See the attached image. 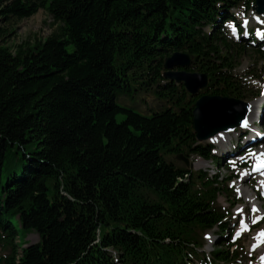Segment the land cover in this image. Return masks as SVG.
I'll use <instances>...</instances> for the list:
<instances>
[{
	"label": "trees",
	"instance_id": "obj_1",
	"mask_svg": "<svg viewBox=\"0 0 264 264\" xmlns=\"http://www.w3.org/2000/svg\"><path fill=\"white\" fill-rule=\"evenodd\" d=\"M254 2L0 0V264L236 262L222 174L170 159L221 162L196 140L198 97L164 77V62L187 53L175 69L206 74L201 94L243 99L237 59L264 57L263 45L233 40L225 23L241 33L232 10ZM39 9L56 29L8 45Z\"/></svg>",
	"mask_w": 264,
	"mask_h": 264
},
{
	"label": "rangeland",
	"instance_id": "obj_2",
	"mask_svg": "<svg viewBox=\"0 0 264 264\" xmlns=\"http://www.w3.org/2000/svg\"><path fill=\"white\" fill-rule=\"evenodd\" d=\"M255 7L252 5L249 11L245 12V18L249 20V27H253L258 29V25L256 24V19L259 18L264 22V14H258L254 10ZM235 12V16L240 22L242 13ZM253 13V17L251 14ZM255 13V14H254ZM252 18V19H251ZM233 22H227L225 27L230 36L234 37V27H230ZM57 27V24L52 22V17L44 10L39 9L35 14L31 15L28 18L21 19L16 21L14 24V32L13 35L9 37L7 40L8 45H18L20 43H32L38 39H43L48 36L52 31H54ZM236 36V34H235ZM245 43V42H243ZM237 66L235 68V74L239 76L242 80V84L245 85L246 91L243 95V101L254 103L257 95L263 92L264 90V57L259 56L258 53L252 51L250 48H246L240 54V57L237 59ZM152 98V97H150ZM121 104H127L121 102ZM130 105L134 110L139 113L146 114L143 110L138 107H135L134 104ZM149 114V113H148ZM118 119H121L122 116H118ZM253 117L251 118L252 122ZM240 131H236L232 133L230 136L226 138L225 143L223 144V149L218 151L216 149L217 154H221L222 160L219 167H214V171L218 172V170L223 173L221 177L222 182H224L226 188L224 193L218 197V204L224 210V212H230L232 214L231 227L233 231H239L236 233V239L232 241L237 242L236 248L238 249L239 258L236 262L231 264H264V243H260L255 237H257L258 233L262 229H264V196L262 191L255 187V183L251 180H245L239 174V165L238 161L243 158V155L238 156L237 153L229 152L228 150H234L233 148H229V139L232 137L233 142H235V137L239 134ZM243 149V147L241 148ZM224 151V152H223ZM224 153V155L222 154ZM230 154L236 155L235 157H231ZM180 155L181 157L177 156ZM176 156L170 157L171 160H174L178 163L186 164L187 167L193 168V170H207L208 163L204 162L200 165L197 164L198 161H202L200 159L194 158V155L184 156L182 154H178ZM238 157V158H237ZM244 159V158H243ZM237 171L238 175L232 181H229L226 177L229 175H233ZM210 174H213L212 171H209ZM229 181V182H228ZM242 185L244 187H248L251 191L255 193L256 200H258L261 205V210H253L252 204L244 199L242 195H240L237 191L238 185ZM252 206H250V205ZM243 211H238V210ZM256 209V207H255ZM243 221V223H241ZM255 221V222H254ZM207 235V236H206ZM213 233L212 231L207 234H203V240L205 241L204 250L206 252L212 249L211 246H208V243L212 240ZM26 240L29 243H35L38 241V235L35 233H31L26 236ZM235 248L233 246L231 249Z\"/></svg>",
	"mask_w": 264,
	"mask_h": 264
},
{
	"label": "water",
	"instance_id": "obj_3",
	"mask_svg": "<svg viewBox=\"0 0 264 264\" xmlns=\"http://www.w3.org/2000/svg\"><path fill=\"white\" fill-rule=\"evenodd\" d=\"M258 13H264V0H255L254 5ZM192 61V56L183 52H174L165 58L164 77L176 83L183 84L186 91L197 96L201 89L207 86L206 74L190 72L184 69L174 68L187 67ZM249 104L243 100L202 94L195 101L192 110L193 130L198 141H204L223 132L242 127L247 121Z\"/></svg>",
	"mask_w": 264,
	"mask_h": 264
},
{
	"label": "bare ground",
	"instance_id": "obj_4",
	"mask_svg": "<svg viewBox=\"0 0 264 264\" xmlns=\"http://www.w3.org/2000/svg\"><path fill=\"white\" fill-rule=\"evenodd\" d=\"M251 17H253V13L251 14ZM249 104H250V111L248 113L247 118L250 121L251 118L254 117V114L256 112V105L254 107V103H252V102H250ZM225 136H226L225 134L218 135V136L212 138L211 141L216 143V144H221L224 141L223 139L225 138ZM237 191L240 195H242L244 197L245 200H247L249 203L252 204L253 207L250 204L249 205L253 209H255V207H256L255 210H257V209L261 210V205L259 204L258 200H256V197H254L255 193L253 192V190L251 191L248 187H244V186L239 184L237 187Z\"/></svg>",
	"mask_w": 264,
	"mask_h": 264
},
{
	"label": "snow or ice",
	"instance_id": "obj_5",
	"mask_svg": "<svg viewBox=\"0 0 264 264\" xmlns=\"http://www.w3.org/2000/svg\"><path fill=\"white\" fill-rule=\"evenodd\" d=\"M230 27H234V25H230ZM242 126L247 127V121L246 120L243 122ZM262 157H264V154H262ZM259 166L260 167H264V158L261 159V163H260ZM238 211H243V210L241 209V210H238ZM241 223H243V221H241ZM255 239H257L260 243H264V229H262L260 231V233H258V235H257V237H255ZM262 259H264V258H262Z\"/></svg>",
	"mask_w": 264,
	"mask_h": 264
}]
</instances>
